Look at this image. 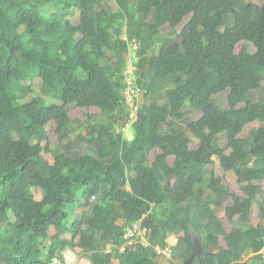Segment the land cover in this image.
Masks as SVG:
<instances>
[{
	"label": "trees",
	"instance_id": "1",
	"mask_svg": "<svg viewBox=\"0 0 264 264\" xmlns=\"http://www.w3.org/2000/svg\"><path fill=\"white\" fill-rule=\"evenodd\" d=\"M115 2L116 12L108 0H0V264H49L67 247L80 249L92 264H159L155 246L172 233L181 264L198 245L203 252L194 264H264V190L257 184L264 181V125L239 137L248 124L264 123V97L251 98L264 81V2ZM73 9L77 24L67 18ZM165 28L174 36L162 35ZM133 41L136 82L149 102L125 138L124 79ZM36 79L41 94L21 102ZM226 91L223 108L219 96ZM76 107H97L109 121L88 116L85 131L72 132ZM194 114L199 117L188 119ZM184 121L199 141L195 149ZM223 134L230 154L217 142ZM34 138L46 146L32 144ZM43 151L52 153L53 163ZM214 158L223 171L237 173L247 196L232 194L223 176L209 171ZM32 187L42 192L40 200ZM227 196L232 223L248 221L260 197L261 223L227 232L213 208ZM81 199L83 215L70 221ZM141 218L150 229L149 246L139 242L118 252L125 227ZM248 251L254 256L244 261Z\"/></svg>",
	"mask_w": 264,
	"mask_h": 264
},
{
	"label": "rangeland",
	"instance_id": "2",
	"mask_svg": "<svg viewBox=\"0 0 264 264\" xmlns=\"http://www.w3.org/2000/svg\"><path fill=\"white\" fill-rule=\"evenodd\" d=\"M111 7L113 8V11L116 12L118 10V6L115 2V0H108ZM247 2H252V3H256V4H260L263 3L264 0H246ZM79 10L77 9H73L72 11H70L67 14V18L69 20H71L73 23L77 24L79 22ZM175 31L170 30L169 28H165L162 32V35H170V36H174ZM124 37H126V35H124ZM243 43L239 44L237 46V50L239 51L242 47ZM250 51L251 52H255L256 51V47L253 43H248ZM130 46V45H129ZM131 47V46H130ZM131 52H130V57H129V67L133 66L134 70L136 71L135 68V57L133 56V54H135V48H130ZM132 64V65H131ZM263 88L259 89V90H254L251 92V98L254 101H258L261 98L264 97V81H263ZM41 86H42V81L40 79H36L34 84H33V88L32 91L21 97V102H28L30 100H32L34 97L38 96L41 94ZM228 94L229 92L226 91L224 93H222L219 96V103L223 108H228ZM47 102L48 103H57V104H62V101L57 99V98H50V97H46ZM264 99V98H263ZM262 99V100H263ZM138 104L140 107L143 106V104H148L149 101H147L143 95V93L141 92L139 97H138ZM241 106H244V104H242ZM70 116L72 118V123H71V127H72V132L76 131V132H81V131H85V125L87 124L88 120V116H93L96 121H109V115L108 114H104L101 112V110L97 107H90V108H73L70 110ZM199 117V114H194L189 116L188 119H197ZM119 123H121V120H119ZM182 128L183 130L187 133V135L191 138V148L195 149L198 147L199 145V141L190 134V132L187 130L186 128V122L184 121L182 124ZM264 125V123L260 122V121H255L253 123L248 124L244 130L241 132L240 134V138H249L252 134V132L260 127ZM120 126L117 125V128H119ZM56 123L55 121H51L48 126H47V131H48V140L49 143L54 145L51 148L56 147V145L58 144V139H57V135H56ZM125 136V138H131L132 134L130 131L125 130L123 133ZM32 144H37L40 143L43 147L46 146L47 141H43V142H39L38 139L34 138L31 140ZM218 144L225 149L227 154H230L231 149L228 148V140L225 134L220 135L217 139ZM81 153L86 152V148L85 145L83 146H79ZM160 153V150L156 149L151 153V159L154 160L155 156ZM43 155L45 157V159L47 161H49L50 163H53V156L51 152H46L43 151ZM216 159V158H214ZM174 162V158L170 157L169 158V163L172 165ZM209 171H215L217 174L222 175L223 179H222V185L224 187H226L228 189V191H230L232 194H237L241 197H245L248 195V192H246V189L243 187L245 184L240 183L239 182V177L237 175V173L235 171H223L220 168L219 165V161L216 159L215 164H211L208 167ZM207 177H209V173L207 174ZM257 184L261 185L263 190H264V181L262 182H258ZM38 188L36 187H32L31 188V192L34 193L37 197V199H41V194L42 192H40V190H38ZM37 192V193H36ZM262 199L260 197H258L252 204L251 209H250V215H249V220L248 221H243L241 218L236 217L232 222L229 221V219L227 218L226 215V209L228 206L232 205L233 203V198L232 196H227L225 198H223L222 204L220 206H213V208L216 210L219 218L222 221V224L225 228V230L227 232H230L234 227H249V226H257L261 223V218H260V201ZM162 209L160 208V214L162 213ZM83 215V209L82 207L79 205V203H77L75 205V212L73 213V215L70 218V221H74L75 218H81ZM120 224H123L122 221H119ZM51 233H54V229L51 230ZM67 238H70L71 235L68 233L66 234ZM50 242L47 240L45 241V245L47 246ZM220 244L224 247H226V242L224 240V238L222 236H220ZM112 248V246L110 244H108L106 247H104V249L106 250L107 248ZM45 248V247H44ZM70 248V247H69ZM76 252H80V249H74V248H70ZM201 253L203 252V250H200ZM263 256H264V249L261 251ZM47 254V249L44 250L43 256H45ZM254 256L253 252H244L242 255L243 260H250L252 257ZM157 262L159 264H181V260L177 255V249L174 251V253L171 254V256L169 257H157ZM118 263V262H117Z\"/></svg>",
	"mask_w": 264,
	"mask_h": 264
},
{
	"label": "built area",
	"instance_id": "3",
	"mask_svg": "<svg viewBox=\"0 0 264 264\" xmlns=\"http://www.w3.org/2000/svg\"><path fill=\"white\" fill-rule=\"evenodd\" d=\"M132 48L136 49L138 47V43L133 41L129 44ZM135 54L133 56L135 57ZM130 57V56H129ZM137 59H135L136 61ZM129 63V60H128ZM132 65V64H131ZM136 68V66H135ZM137 70V68H136ZM125 82H126V89L124 92V96L126 98V102L129 104L130 115L129 121L125 125V130L129 131L132 123L137 119L138 109L140 108L138 97L142 90L138 87L136 82V74L133 66L129 67L127 64V68L125 70ZM124 130V131H125ZM98 197L97 195H92L91 200H96ZM149 236H150V229L144 224V218L135 220L127 225L124 229L123 239L124 243L118 247V251L120 253L126 252L128 249L132 248L137 243H142L144 246H149ZM179 237L177 234L173 233L170 234L164 246H155V251L157 257H169L173 253L174 248L178 245ZM106 253L112 252V249L109 247L105 251ZM49 264H92L91 259L79 252H76L70 248H65L64 250L60 251L50 262Z\"/></svg>",
	"mask_w": 264,
	"mask_h": 264
},
{
	"label": "water",
	"instance_id": "4",
	"mask_svg": "<svg viewBox=\"0 0 264 264\" xmlns=\"http://www.w3.org/2000/svg\"><path fill=\"white\" fill-rule=\"evenodd\" d=\"M199 249L187 260L183 262V264H194V260L196 259L197 255L201 253L202 250L201 246L198 245Z\"/></svg>",
	"mask_w": 264,
	"mask_h": 264
},
{
	"label": "clouds",
	"instance_id": "5",
	"mask_svg": "<svg viewBox=\"0 0 264 264\" xmlns=\"http://www.w3.org/2000/svg\"><path fill=\"white\" fill-rule=\"evenodd\" d=\"M97 197H98V196H97ZM84 203H85V200H84V199H81V200L79 201V205L82 207V209H83L82 204H84ZM83 212H84V211H83ZM172 234H173V233H172ZM175 234H176V233H175ZM177 235H178V234H177ZM178 244H179V242H178ZM110 245L112 246L111 249H112V251H113V249H114V248H113V245H112V244H110ZM177 246H178V245H177ZM177 246H176V247H177ZM176 247H175V248H176ZM67 248H69V247H67ZM175 248H174V249H175ZM117 250H118V248H117ZM105 251H106V250H105ZM118 252H119V251H118ZM173 252H174V250H173ZM109 253H110V252H109ZM81 254H83V253H81ZM84 255H85V254H84ZM86 256H87V255H86ZM156 258H157V257H156Z\"/></svg>",
	"mask_w": 264,
	"mask_h": 264
},
{
	"label": "crops",
	"instance_id": "6",
	"mask_svg": "<svg viewBox=\"0 0 264 264\" xmlns=\"http://www.w3.org/2000/svg\"><path fill=\"white\" fill-rule=\"evenodd\" d=\"M156 259H157V258H156ZM117 262L119 263V261H118V260H115V264H118Z\"/></svg>",
	"mask_w": 264,
	"mask_h": 264
}]
</instances>
